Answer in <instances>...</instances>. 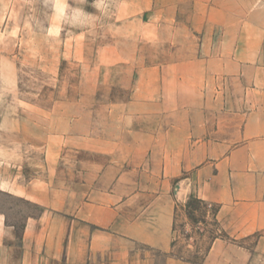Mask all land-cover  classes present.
<instances>
[{"label":"crops","instance_id":"obj_1","mask_svg":"<svg viewBox=\"0 0 264 264\" xmlns=\"http://www.w3.org/2000/svg\"><path fill=\"white\" fill-rule=\"evenodd\" d=\"M218 27L200 41L183 32L171 58L141 66L104 137L67 140L81 169L49 199L40 186L30 195L64 214L28 220L21 246L0 217V264H192L170 255L176 205L191 196L220 204L235 238L264 232V24L236 50L227 24L213 40ZM256 256L264 234L255 253L218 238L204 264Z\"/></svg>","mask_w":264,"mask_h":264},{"label":"rangeland","instance_id":"obj_2","mask_svg":"<svg viewBox=\"0 0 264 264\" xmlns=\"http://www.w3.org/2000/svg\"><path fill=\"white\" fill-rule=\"evenodd\" d=\"M217 22L213 40H224L227 24L236 50L263 26L264 0H0V217L11 246H21L28 220L64 214L30 195L40 186L49 199L81 169V146L67 140L104 137L126 115L141 66L167 61L185 32L200 41ZM187 201L175 208L170 255L204 264L218 238L256 252L264 232L235 238L220 204Z\"/></svg>","mask_w":264,"mask_h":264},{"label":"trees","instance_id":"obj_3","mask_svg":"<svg viewBox=\"0 0 264 264\" xmlns=\"http://www.w3.org/2000/svg\"><path fill=\"white\" fill-rule=\"evenodd\" d=\"M207 203H208L207 201H205L199 197L191 196L186 203V208L187 209H194L195 207H197L199 205H202V204L205 205Z\"/></svg>","mask_w":264,"mask_h":264}]
</instances>
